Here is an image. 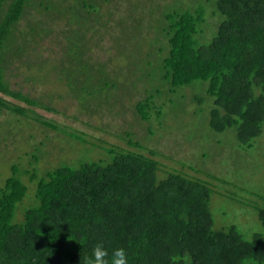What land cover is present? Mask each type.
<instances>
[{
  "label": "trees",
  "instance_id": "1",
  "mask_svg": "<svg viewBox=\"0 0 264 264\" xmlns=\"http://www.w3.org/2000/svg\"><path fill=\"white\" fill-rule=\"evenodd\" d=\"M52 1L0 0V109L20 117L29 108L57 112L12 88L10 77L17 76L10 68L24 56V44H40L36 47L43 59L46 55L56 57V70L69 91L117 77L108 73L118 54L115 47L108 42L105 56L95 52L104 47V36H110L112 28L109 22L94 20L106 17L114 6L112 0H66L68 7L60 11L74 14V19L70 24L71 18L65 17L66 35L57 43L50 37L55 23L46 29L38 20L18 34L20 22L32 7L38 5L43 11L40 15L45 16ZM99 1L108 9L103 11ZM204 1H212L220 16L209 40L203 38L206 10L201 4L185 10L174 5L160 7L159 3L150 10L142 6L140 17L132 19L128 28L133 32L135 25L146 23L151 15L158 16L161 32L155 40L162 38L159 54L165 55L156 62L157 69L153 67L156 74L149 75L157 77L158 96L203 84L213 99L211 129L221 133L235 127L239 143L250 146L264 126V0ZM123 5L118 0L117 8L107 17L115 12L123 15ZM44 42L50 43L41 47ZM54 44L64 51H57ZM154 93L135 105V113L144 122L153 115L160 117ZM194 100L199 105L204 102L198 95ZM35 121L55 130L50 120L38 114ZM72 137L80 141L78 134ZM132 140L128 139V145L139 149V143ZM114 152L109 164L85 162L75 168L62 165L47 171L36 186L35 204L27 208L20 206L27 195L22 180L34 177L27 170L12 168V175L0 188V264H84L97 242L109 251L125 248L129 264L264 263L260 235L247 241L235 228L213 230L211 191L204 183L179 173L161 176L151 151L150 156L141 150ZM257 212L264 226V208Z\"/></svg>",
  "mask_w": 264,
  "mask_h": 264
},
{
  "label": "rangeland",
  "instance_id": "2",
  "mask_svg": "<svg viewBox=\"0 0 264 264\" xmlns=\"http://www.w3.org/2000/svg\"><path fill=\"white\" fill-rule=\"evenodd\" d=\"M122 2L123 15L115 12L113 16L107 17L112 8L118 5V0H112L114 6L107 12V18L94 20L100 24L109 22L112 28L110 36H104V47L95 52L102 57L109 44L115 47L118 53L115 55V65L110 64L108 67L109 75L117 76L114 81L89 84L85 88L74 86L69 91L63 86L64 77L56 70L59 67L56 57L46 55L44 60L39 47H36L40 44H32L30 47L22 45L24 56L14 60L10 68L17 76L10 77L12 88L29 94L31 98L39 100L40 104L58 113L29 108L24 117H20L5 108L0 109V188L12 175V168L17 167V172L29 171L34 180L29 181L27 176L23 177L27 195L20 205L27 208L35 204L36 186L47 171L62 165L75 168L85 162L109 164L114 151L141 150L147 156H150L151 151L154 154L152 158L159 164L161 176L179 173L204 183L210 189L209 208L214 231L235 228L247 241H252L255 235H260L264 240V226L257 212L264 208V126L260 136L250 146H242L237 139L235 127L221 133L211 129L209 113L213 99L206 94L203 84L184 87L173 93H162L164 97L160 98L158 91L161 88H157L155 82L157 77L149 76L152 72L156 74V62L160 56L165 55L159 54L162 38L157 43L155 40L161 32L157 26L158 16L151 15L146 23H138L139 26L135 25V29H132L133 32L128 28L132 25V19L140 17L142 6L150 10L159 3L160 7L174 5L185 10L195 9L201 4L206 10L203 24V38L206 41L220 23L213 2ZM52 4L51 12L45 16L40 15L42 9L38 5L32 7L20 22L18 34L27 31L26 27L40 20L46 29L52 28L51 23H55L57 27L53 28L50 37H53L54 43L59 38L62 40L66 35L63 28L65 17L71 18L69 23L72 24L74 14L72 16L60 11L68 7L66 0H53ZM101 7L103 11L108 9L106 5L101 4ZM46 33L48 35L49 32ZM49 43L44 42L41 47H47ZM54 46L57 51H64L56 44ZM24 79H28V82L25 83ZM151 92H155L158 97L156 105L161 109L160 117L153 115L150 121L144 122L135 113V105ZM197 95L204 99L202 105L195 102ZM9 101L21 105L11 98ZM36 113L50 120L55 130L45 128L35 121ZM77 134L80 141L72 137ZM128 139L139 143L140 148L128 145Z\"/></svg>",
  "mask_w": 264,
  "mask_h": 264
},
{
  "label": "clouds",
  "instance_id": "3",
  "mask_svg": "<svg viewBox=\"0 0 264 264\" xmlns=\"http://www.w3.org/2000/svg\"><path fill=\"white\" fill-rule=\"evenodd\" d=\"M84 264H129L128 254L123 247L107 249L102 242L91 248V254L84 258Z\"/></svg>",
  "mask_w": 264,
  "mask_h": 264
}]
</instances>
